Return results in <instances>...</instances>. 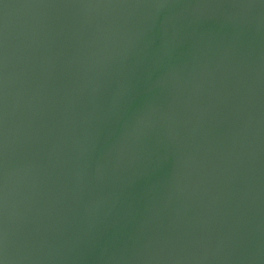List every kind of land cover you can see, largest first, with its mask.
I'll use <instances>...</instances> for the list:
<instances>
[{"label":"water","instance_id":"1","mask_svg":"<svg viewBox=\"0 0 264 264\" xmlns=\"http://www.w3.org/2000/svg\"><path fill=\"white\" fill-rule=\"evenodd\" d=\"M0 264H264V0H0Z\"/></svg>","mask_w":264,"mask_h":264}]
</instances>
